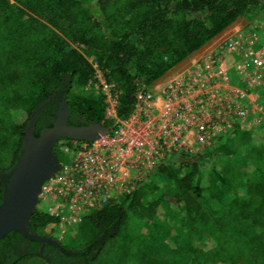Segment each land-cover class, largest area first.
Wrapping results in <instances>:
<instances>
[{
  "label": "trees",
  "instance_id": "obj_1",
  "mask_svg": "<svg viewBox=\"0 0 264 264\" xmlns=\"http://www.w3.org/2000/svg\"><path fill=\"white\" fill-rule=\"evenodd\" d=\"M260 11L264 0H0V176L15 166L30 122L39 136L36 112L57 92L75 126L109 128L105 96L87 89L96 71L125 120L139 91ZM71 141L54 143L58 163ZM168 159L62 236L39 200L26 229L58 246L10 232L0 264H264V133L232 131L205 154ZM3 189L0 180V203ZM22 241L30 248L18 256Z\"/></svg>",
  "mask_w": 264,
  "mask_h": 264
},
{
  "label": "built area",
  "instance_id": "obj_2",
  "mask_svg": "<svg viewBox=\"0 0 264 264\" xmlns=\"http://www.w3.org/2000/svg\"><path fill=\"white\" fill-rule=\"evenodd\" d=\"M259 32L257 27L247 34L238 31L186 71L139 91L127 119L118 121L111 112L115 124L107 134L90 142L72 140L60 147L67 162L59 163L39 195L47 214L58 219L59 236L91 210L129 192L133 182L142 180L172 154L193 155L195 142L211 140L214 118L221 121L233 114L239 119L248 114L247 97L263 79L264 43L259 42ZM233 57L240 59L234 61ZM227 63L235 65L233 78ZM234 78L242 88L231 85ZM220 86L231 88L234 98H222Z\"/></svg>",
  "mask_w": 264,
  "mask_h": 264
},
{
  "label": "water",
  "instance_id": "obj_3",
  "mask_svg": "<svg viewBox=\"0 0 264 264\" xmlns=\"http://www.w3.org/2000/svg\"><path fill=\"white\" fill-rule=\"evenodd\" d=\"M66 117L67 114H64L51 128L42 130L38 137L34 136V122H30L25 129L20 157L10 172L0 176L4 184L0 203V240L15 231L30 241L58 246L47 238L29 234L26 229L39 201L43 183L59 169L53 155L54 143L61 138L90 142L109 130L98 124L68 126Z\"/></svg>",
  "mask_w": 264,
  "mask_h": 264
},
{
  "label": "rangeland",
  "instance_id": "obj_4",
  "mask_svg": "<svg viewBox=\"0 0 264 264\" xmlns=\"http://www.w3.org/2000/svg\"><path fill=\"white\" fill-rule=\"evenodd\" d=\"M260 30L259 32V42L264 43V11L257 12V14L251 18L242 17L238 19L235 23H233L230 27H228L226 30H224L220 35H218L216 38H214L212 41L204 45L202 48H200L198 51L194 52L190 56H188L184 61L179 63L178 65L174 66L172 69H170L162 78H160L158 81L163 82L169 79V77L175 73H180L181 71H186L191 63L194 61L205 57L206 53L211 51L212 49L216 50L218 46H220L227 37H230L234 35L238 31H242L243 33H248L252 29ZM262 40V41H261ZM193 58V59H192ZM234 61H239V57H233ZM192 59V60H191ZM92 61V60H90ZM94 68L97 69L96 64H94ZM228 68V74L230 78H233V72L235 70V65L231 63H227ZM96 79L97 83L93 84L92 86H88L87 89H92L96 94L101 93L103 96H105V101L107 103V110L105 113V119H114L112 115V111L115 112V98L114 94L112 92V88L110 87H103V83L106 84L104 79L102 78V74L99 71H96ZM263 72V79L260 83V85L254 90L253 93L249 94L247 97L248 102V114L245 117L242 118H236L233 116L222 117L221 112L219 116H221V121H213V126L211 129V140H209L208 143L205 144H199L195 142L193 145V149L191 154H205L208 152L210 147L213 146L215 141H217L219 138L229 135L232 131H245L249 132L252 135L253 140H255L257 137L261 136L264 133V70ZM174 74V75H175ZM163 79V80H162ZM156 81V82H158ZM156 82L153 84L156 85ZM108 86V84H106ZM231 85L236 88H242L241 84H239L235 78L231 80ZM111 86V85H110ZM151 87V88H152ZM221 91L219 93L222 98H234L233 90L228 87L220 86ZM109 95V96H108ZM232 101V100H230ZM217 113V112H216ZM217 115V114H214ZM112 117V118H111ZM224 122V123H223ZM110 128V127H109ZM227 140L231 143H234V139L231 137H227ZM170 161V159L168 160ZM219 164V163H217ZM149 173H145V178L148 176ZM135 175V174H134ZM144 178V179H145ZM137 182H133L132 189L130 188L129 192L133 190L134 186ZM138 184V183H137ZM78 240V239H76ZM82 243L80 241L76 242V246L81 248ZM79 245V246H78ZM24 264H45L43 260L39 258H33L30 261H26Z\"/></svg>",
  "mask_w": 264,
  "mask_h": 264
},
{
  "label": "flooded vegetation",
  "instance_id": "obj_5",
  "mask_svg": "<svg viewBox=\"0 0 264 264\" xmlns=\"http://www.w3.org/2000/svg\"><path fill=\"white\" fill-rule=\"evenodd\" d=\"M40 109H44V111L46 112L50 111V115L47 114L46 112L40 113L39 112ZM64 114H67L66 125L75 126L78 122H80V120H78L76 117L69 115L66 108V102L63 97V93L57 92L54 96L49 98L45 104L41 105V107L36 112V116H38V120H40L39 127L40 126L42 127L41 131L51 128L59 118H63ZM75 127H81V126H75ZM29 248H30L29 243H25L23 241L21 243L17 242L15 243L14 254H17L18 256H23L29 251ZM59 264H80V261L76 260L69 262L64 260L59 262Z\"/></svg>",
  "mask_w": 264,
  "mask_h": 264
},
{
  "label": "crops",
  "instance_id": "obj_6",
  "mask_svg": "<svg viewBox=\"0 0 264 264\" xmlns=\"http://www.w3.org/2000/svg\"><path fill=\"white\" fill-rule=\"evenodd\" d=\"M192 59H193V58H192ZM192 59H191V60H192ZM162 80H163V79H162ZM159 82H160V81H158L157 83H159Z\"/></svg>",
  "mask_w": 264,
  "mask_h": 264
}]
</instances>
